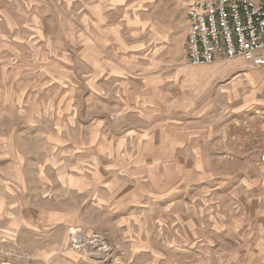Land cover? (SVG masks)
<instances>
[{
  "label": "rangeland",
  "instance_id": "obj_1",
  "mask_svg": "<svg viewBox=\"0 0 264 264\" xmlns=\"http://www.w3.org/2000/svg\"><path fill=\"white\" fill-rule=\"evenodd\" d=\"M191 1L0 0V247L7 253L33 264H264V251L205 253L201 237L185 228L190 214L195 229L200 211L231 212L230 206L200 205L192 198L199 191L173 205L153 201L152 172L168 155L155 147L154 128L164 124L159 132L166 133L183 115L171 110L169 120L166 106L153 108L151 93L145 108L119 115L113 100L90 90L89 64L116 58V49L128 52L133 34L141 51L160 49L161 67L169 66V55L186 53ZM119 15L120 30L98 23ZM116 34L120 47L110 45ZM158 111L159 122L152 119ZM70 227L101 235L109 254L73 251Z\"/></svg>",
  "mask_w": 264,
  "mask_h": 264
},
{
  "label": "crops",
  "instance_id": "obj_2",
  "mask_svg": "<svg viewBox=\"0 0 264 264\" xmlns=\"http://www.w3.org/2000/svg\"><path fill=\"white\" fill-rule=\"evenodd\" d=\"M118 6L121 11L122 6ZM184 19L188 32L186 13ZM107 21L98 23L111 31L122 28L121 15L114 22ZM154 34L153 31V36L159 37ZM121 37L114 35L110 45L120 47ZM132 37L128 52L116 49V58L103 57L102 65L95 61L89 64V86L92 93L101 92L113 100L111 108L119 115L125 116L127 109L145 108L144 96L148 93L155 96L153 108L154 105L157 109L168 108L169 120L173 119L171 110L175 116L183 115L170 122L166 133L159 132L164 124L154 128L155 147L164 149L168 155L162 156L152 172L153 201L173 205V200L186 192L199 191L192 198L200 205L212 204L217 210L220 206L231 207V212L200 211V228L190 226V222L197 220L194 215L186 217L189 226L186 224L185 228L201 237L203 252H263L264 163L259 158L264 154V68H255L242 59L230 60L226 67L218 63L221 61L195 67L189 64L185 52L177 60L167 54L169 66L161 67L158 45L141 51L135 44L136 35ZM241 67L251 70L241 73ZM129 97L134 98L132 102ZM176 108H182V113L178 114ZM152 115V119L160 121L159 111ZM225 124L231 125V131L225 132ZM212 125L216 128L212 129ZM246 149L251 152L249 161L243 158ZM166 159L167 163L161 164ZM0 250L6 255H20L7 253L3 247Z\"/></svg>",
  "mask_w": 264,
  "mask_h": 264
},
{
  "label": "built area",
  "instance_id": "obj_3",
  "mask_svg": "<svg viewBox=\"0 0 264 264\" xmlns=\"http://www.w3.org/2000/svg\"><path fill=\"white\" fill-rule=\"evenodd\" d=\"M186 20L190 65L242 59L255 68H264V0H192ZM259 161L264 163V154ZM67 237L68 246L75 252L97 259L109 254L110 248L101 235L70 227ZM25 257L0 250V264H32L24 261Z\"/></svg>",
  "mask_w": 264,
  "mask_h": 264
}]
</instances>
